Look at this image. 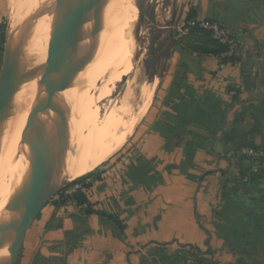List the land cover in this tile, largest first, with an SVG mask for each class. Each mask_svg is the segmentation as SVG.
Here are the masks:
<instances>
[{
	"label": "crops",
	"instance_id": "0c3cea01",
	"mask_svg": "<svg viewBox=\"0 0 264 264\" xmlns=\"http://www.w3.org/2000/svg\"><path fill=\"white\" fill-rule=\"evenodd\" d=\"M191 8L200 24L222 18L235 64L212 55L182 64L175 41L187 34ZM182 20L162 58L166 70L142 126L146 141L120 152L85 192L96 210L120 219L123 232L87 215V231L72 248L82 207L52 202L28 232L18 264H182V246L201 249L206 264H264V177L227 191L245 169L237 154L244 144L259 148L264 168V0H189ZM1 56L0 50V66ZM142 160L152 168L133 181L128 169Z\"/></svg>",
	"mask_w": 264,
	"mask_h": 264
},
{
	"label": "bare ground",
	"instance_id": "6f19581e",
	"mask_svg": "<svg viewBox=\"0 0 264 264\" xmlns=\"http://www.w3.org/2000/svg\"><path fill=\"white\" fill-rule=\"evenodd\" d=\"M21 1L10 0L13 26L9 37L7 34L9 43L37 20L35 12L38 20L55 14L52 0H27L24 7L21 5L23 10L19 7ZM140 26L138 6L132 1L122 0L109 11L104 32L96 39L93 61L80 78L76 106L70 118L57 126L63 165L61 182L82 178L119 154L146 114L158 80L139 84L142 74L138 60L143 55L136 35ZM52 30L49 20L39 27L24 56L21 74L36 72L48 61ZM124 76L129 80L121 84ZM97 82L104 84L98 87ZM35 91L34 85L25 89L4 120L0 137V227L14 221L9 197L23 171V162L17 156L25 122L36 102ZM0 264L4 262L0 260Z\"/></svg>",
	"mask_w": 264,
	"mask_h": 264
},
{
	"label": "water",
	"instance_id": "95a60500",
	"mask_svg": "<svg viewBox=\"0 0 264 264\" xmlns=\"http://www.w3.org/2000/svg\"><path fill=\"white\" fill-rule=\"evenodd\" d=\"M122 0H52L55 14L24 27L5 43L0 66V137L25 89L35 86L36 102L24 125L18 156L23 171L9 197L14 221L0 227V260L18 264L28 232L61 190L62 155L57 126L69 119L77 103L79 81L92 60L97 36L104 32L113 5ZM138 6L140 46L150 0H128ZM53 25L48 61L36 72L21 74L24 56L42 23ZM154 80V79H153Z\"/></svg>",
	"mask_w": 264,
	"mask_h": 264
},
{
	"label": "trees",
	"instance_id": "16d2710c",
	"mask_svg": "<svg viewBox=\"0 0 264 264\" xmlns=\"http://www.w3.org/2000/svg\"><path fill=\"white\" fill-rule=\"evenodd\" d=\"M197 11L193 8L189 9L186 12V18L184 20L183 28L187 34L181 36L177 41H175V45L177 49L182 53L184 57H182V64L187 65L186 57L196 56V63L200 64L203 59L212 55L214 57L222 58L226 53L229 52L230 46L228 44H222L217 40L213 39L212 33L200 26V23L197 20ZM209 22L217 23L222 28H225L224 21L220 16L212 18ZM0 50H3V44L5 43V32L4 27L0 26ZM168 54V50L164 51V56ZM236 52L233 56L227 57L225 56L222 60L223 63L226 64H235L237 62ZM231 92H234V100L238 99L236 95V90L230 89ZM216 107V106H215ZM157 125L154 130H157ZM125 148V147H124ZM123 148V149H124ZM244 148H248L253 150L254 152H259V148L253 143L244 144L238 151V162L244 164L245 169L240 172L235 180V184H245L249 185L254 180L264 177V168L261 166L260 160H255L253 157L243 154L242 150ZM110 163V162H109ZM152 168V164L147 160L140 161L139 165L135 168L130 167L128 169V177L133 181L138 182L144 176L148 175ZM257 169L258 172L254 173L253 169ZM212 172L205 174L201 177V181L205 179L206 176L211 175ZM103 173L100 170L96 169L95 171L87 174L86 176L75 180L69 187L71 186H79V189L71 193L70 195L65 194V192L59 197V200L56 205H65L70 202H74L77 206L82 207L80 216L76 218V227L75 231L70 233L72 235L71 239V247L74 248L77 245V242L80 241L82 237V233L87 231V227L85 224V217L87 215H97L102 219H106L108 222L112 223L120 233L123 232V225L120 219L113 215L108 214L103 211L96 210L93 205L88 201L85 192L90 189L92 183L94 181H99L102 179ZM245 179H247L245 181ZM230 189L235 191V185ZM226 188H223L221 192L222 200H226L228 197V193L225 191ZM88 213V214H87ZM180 257L182 264H206L205 253L201 251L198 247L194 246H182L180 247ZM207 255H211V252H206ZM41 258V257H40Z\"/></svg>",
	"mask_w": 264,
	"mask_h": 264
},
{
	"label": "rangeland",
	"instance_id": "374dc122",
	"mask_svg": "<svg viewBox=\"0 0 264 264\" xmlns=\"http://www.w3.org/2000/svg\"><path fill=\"white\" fill-rule=\"evenodd\" d=\"M176 1L177 0H150L149 1L147 17L145 20L144 29L141 34V43L139 46L140 50L142 51L141 56L143 55L142 58H139L140 61L138 60V65H139L138 67H140L139 72L140 74H142L141 78L139 79V84H144V82L149 83V84L153 83V79L154 80L157 79L158 83L156 84L157 86L155 85V89H154L155 91L153 92V96H152L153 99L151 101V104L146 114L140 120L141 123L138 124L135 134L128 141L125 148L122 150L123 152L126 148L132 149L133 147L140 145L143 141H146L145 138H146L147 133L145 129L142 128V126L145 127V124H147L146 119L148 117V114L151 108L155 106L154 102L158 94V86L163 76V73L166 70V69L164 70L166 64L162 61V58L164 56V51H165L164 46H167L165 47V49L167 48L168 52L173 47L172 40L169 42L171 32H174L173 34H177V32L179 31L178 25H180V23H183V20H182L183 15L185 14V10H187L188 2H189V0H178L179 2L178 1L176 2ZM26 2L27 0L21 1V4L19 6L20 10H23L21 8L25 6ZM21 5L23 7H21ZM10 10H11L10 0H0V21H1L0 26L4 27L5 36H7L8 34V37L10 36L9 33L12 30V26H13L12 25L13 23L10 20L11 19ZM21 27L23 26L20 25L19 29H21ZM3 47H4V44H3ZM2 53H3V50H2ZM122 79L123 80L120 83L124 84L129 80V77L124 76ZM103 84H104L103 82H97L98 87H101V85ZM245 149L247 148H244L243 150ZM137 151H139V149H137ZM243 154H244V151H243ZM115 157H113L107 163L103 164L100 167L101 169L98 168V170H102L103 168H106L114 160ZM254 159L261 160V157L260 159L257 157H254ZM253 172L257 173L258 170L254 168ZM246 180L247 179H245V181ZM73 182H63L61 184V190L58 196L54 199L53 201L54 204L55 202L56 203L58 202L59 197L69 189V186ZM234 185L236 188L235 191L230 188L227 189L228 193H230L229 195L236 193L238 188L239 190L245 189V184L236 185L234 183L232 186ZM26 254H28L27 249L24 251V256Z\"/></svg>",
	"mask_w": 264,
	"mask_h": 264
},
{
	"label": "built area",
	"instance_id": "2783aa9c",
	"mask_svg": "<svg viewBox=\"0 0 264 264\" xmlns=\"http://www.w3.org/2000/svg\"><path fill=\"white\" fill-rule=\"evenodd\" d=\"M200 26L208 31H210L212 33V37L213 39L217 40L218 42L222 43V44H228L230 46V50L228 53H226L224 56L230 57L233 56L235 54L236 51V46H235V42L234 40L230 37L228 31L224 28H222L219 24L217 23H211V22H205L200 24ZM244 151L245 155L251 156V157H257L258 154L254 151H252L251 149H245L242 150V152ZM246 151V153H245ZM77 189H79V186H76L75 189L73 190L76 191Z\"/></svg>",
	"mask_w": 264,
	"mask_h": 264
}]
</instances>
